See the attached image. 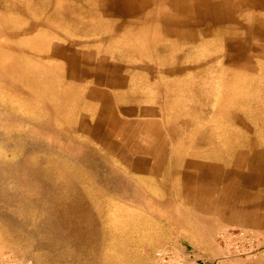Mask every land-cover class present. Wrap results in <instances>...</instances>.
<instances>
[{"label":"rangeland","instance_id":"rangeland-1","mask_svg":"<svg viewBox=\"0 0 264 264\" xmlns=\"http://www.w3.org/2000/svg\"><path fill=\"white\" fill-rule=\"evenodd\" d=\"M100 98L119 118L156 108L177 132L173 163L211 162L241 188L219 254L148 247L159 209ZM156 251L264 252V0H0V264H155Z\"/></svg>","mask_w":264,"mask_h":264},{"label":"crops","instance_id":"crops-1","mask_svg":"<svg viewBox=\"0 0 264 264\" xmlns=\"http://www.w3.org/2000/svg\"><path fill=\"white\" fill-rule=\"evenodd\" d=\"M97 101L100 102L101 111H106L107 107L111 113L110 105L105 99L102 101L100 98ZM127 109L130 113L124 114L126 116L119 118L111 113L107 119L110 118L112 125L123 129L121 134L128 144L125 151L139 154L138 175L142 178L145 193L149 192L150 200L159 209V217L155 216V226H160V230L155 233L152 244L148 247L182 243L186 248L205 251L210 248L209 253L219 254L220 250L215 247L213 234L220 226L235 222L239 217L241 210L227 208L225 202L232 200L233 206H237V202L240 206L241 197L239 198L237 193L241 188L236 186L235 181L227 186L225 168L200 158L194 160L191 156L178 167L177 162L170 160V155L178 152V146L174 144L178 137L177 132L163 127L157 109L143 107L139 111L137 109V112L133 111V107ZM100 120L106 118L98 120L97 116V123ZM133 137H141L143 140L140 139L138 148L132 150L130 147L133 145ZM146 140L152 142L149 148H144ZM237 174L238 172L231 173V179ZM152 184L156 192L149 186ZM232 189L231 196H227V190L229 193ZM208 194L211 195L209 199L215 202L209 204V207ZM250 264H264V252H261V256L256 260H251Z\"/></svg>","mask_w":264,"mask_h":264},{"label":"built area","instance_id":"built-area-1","mask_svg":"<svg viewBox=\"0 0 264 264\" xmlns=\"http://www.w3.org/2000/svg\"><path fill=\"white\" fill-rule=\"evenodd\" d=\"M154 256L155 264H181L175 257L169 256L168 254L161 251H156Z\"/></svg>","mask_w":264,"mask_h":264},{"label":"bare ground","instance_id":"bare-ground-1","mask_svg":"<svg viewBox=\"0 0 264 264\" xmlns=\"http://www.w3.org/2000/svg\"><path fill=\"white\" fill-rule=\"evenodd\" d=\"M137 138V137H136ZM140 139H142L143 140V138H141L140 137ZM140 139L138 138V141H140ZM137 143H139V142H137ZM144 145H145V147H149L150 145H152V142H150V141H148V140H146L145 141V143H144ZM47 146V145H46ZM23 167V166H22ZM226 167H228V166H226ZM35 171V170H34ZM248 175V174H247ZM246 175V176H247ZM242 177V176H241ZM243 178H245V177H243ZM243 181H245V180H243ZM247 181V180H246ZM247 183V182H246ZM245 183V184H246ZM244 184V183H243ZM194 195V194H193ZM188 198V197H187ZM210 202V201H209ZM215 203V202H214ZM196 208V207H195ZM10 221V220H9ZM226 239V238H225ZM233 239V238H232ZM231 240V239H230ZM227 241V240H226ZM239 241V240H238ZM242 243H243V241H242ZM241 244V243H240ZM242 246V245H241ZM250 248V247H249ZM210 250V249H209ZM227 252V251H226ZM232 253V252H231ZM242 253V252H241Z\"/></svg>","mask_w":264,"mask_h":264}]
</instances>
